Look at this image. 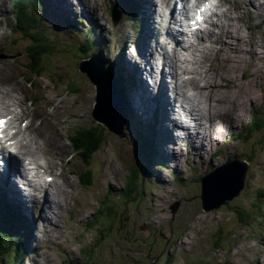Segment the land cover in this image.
I'll return each mask as SVG.
<instances>
[{"label": "rangeland", "instance_id": "374dc122", "mask_svg": "<svg viewBox=\"0 0 264 264\" xmlns=\"http://www.w3.org/2000/svg\"><path fill=\"white\" fill-rule=\"evenodd\" d=\"M86 2H88L87 5H93L92 2H95L96 7L91 14L103 16L106 21V0H88ZM11 8L13 9V2L7 0L6 9H0V19H2V21L0 20V36H4L0 44L2 50L0 65L6 67L4 72L8 78H11L12 83L21 88L19 94L16 95L22 98L23 103L16 112L25 110L32 115V118L37 116L36 126L46 129L62 141V152L61 148H49L55 161L53 170L54 173L63 172L74 180L73 188L72 186L66 187L67 190H71L72 199L61 212L62 217L56 218L57 224L47 225L46 230L41 222L44 218L41 217L37 222L39 229L30 228V240L27 239L30 249L19 264H264V196H260L259 193L260 189L264 187V129L253 132L245 130L249 136L247 147L234 141L232 136L229 137L226 147H222L217 153V155L219 154L217 163L213 164L212 159L214 158L210 159L212 166H219L227 161L229 155L234 153L244 162H248V158H250L245 189L228 204L204 210L200 195L201 176L197 177L199 189L194 173L186 175L187 180L182 179L180 182L182 184L178 185L167 164L165 169H160L154 176L161 178L160 183L163 181L164 186L168 184V187L162 189L159 187L161 191L164 190V194L161 199L157 200V208H162V211L154 212L152 215V211L150 209L148 211V215H151L149 219L151 226L147 225V229L145 225H138L139 231L142 232L138 234V237L132 239V233L129 237L127 227L132 228L134 225L133 214L127 216L128 214L120 211L119 215L117 213L114 215L116 222L123 230L122 239L118 244L113 241L111 247L103 244L104 239L103 243L100 240L98 242L100 232L105 227L104 223H113V220L106 217L105 211L101 213L100 201L102 198H107L108 191L112 200L107 199L111 204L122 200L120 199L122 195L113 193L110 190V185L114 184L117 187L116 176L125 170L115 159L116 153L113 156L106 152L105 157L101 154L99 156L100 161L103 156V161L107 162L104 175H101L100 172L96 174L97 169L100 168V171L102 169L99 165L101 162L97 161V155L90 158L91 155L87 147L82 146L81 148L75 144V140L80 135L78 132L90 128L94 121L91 114L92 109L86 114L94 96L91 82L83 78L85 81L80 85L87 94L84 100V94L81 91V93H75L68 87L69 79L72 80L70 77L79 73V63L85 57H78V53L73 50V47H70L66 39H62L64 42L57 40L56 43L62 47L54 45L50 50L53 60L51 56H46L42 65L49 68L53 63V70L57 71V74L60 72L62 76L46 74V72L42 76H37L35 72H32L35 84L28 85L24 79L25 75L29 76V72L24 66L26 60L16 58V54L20 50L17 47H21V45L18 42L10 43L11 36L15 37L16 34L10 32L7 23H4L5 32L2 34L3 17L1 16L7 14L9 25L12 20ZM77 17L76 13L74 22L79 21ZM239 25L241 26V24ZM86 26L87 24L83 25L84 28ZM242 27L244 28L245 24H242ZM93 28L96 30L94 25ZM215 31L218 32V30ZM244 31L247 33L245 28ZM123 37L118 40L116 45L110 44V48L120 51L121 46H124L123 40L127 38L123 39ZM111 40L114 41L113 39L107 41L111 42ZM29 46L30 41L27 47ZM251 47V42L246 41L243 47H238L234 51L230 50L231 47L223 50L232 56V60L229 61L231 67L227 69H231L233 79L236 81V88L224 86L222 95H224L225 102L238 95L244 97L243 101H245V103L240 102L235 105L238 110L232 109L239 117L227 124L226 131L229 127L236 129L239 123L243 126L248 124L254 110L264 114V52L261 54L255 52L254 59L256 61L251 62L252 54L247 52ZM63 50H69L71 53L65 52L64 54ZM68 54H71L75 63L74 68L76 67L77 71L72 67L71 57ZM18 55H21V52ZM244 68L249 73L246 78L242 76ZM230 79L232 78L230 77ZM7 87L10 88L8 85ZM240 89L243 94H240ZM2 90L5 92L4 89ZM127 95V98L131 96L129 92ZM3 97L4 94L0 92V100ZM136 108L137 106L132 108L134 114L137 113ZM7 113L9 112L0 104V114ZM145 113L146 111H144ZM145 115L147 118L149 117L147 113ZM26 122H29V118L23 122V127ZM243 126L240 127L239 132L243 131ZM30 134L31 130L29 129L25 136L29 139ZM118 151L124 155L129 153L130 148L124 146L123 149L118 148ZM208 156H210V152L201 151L198 159L204 161ZM169 165L173 168V165ZM134 175L138 180H132L131 185L135 191H153L154 184L149 180L150 178L144 180L138 171H135ZM61 179L63 181V177ZM158 194L156 193V195ZM154 197L156 199L155 195ZM151 202V196L146 194L145 205H149ZM175 203H179V205L176 212L173 213L172 206ZM47 205L50 206L49 203ZM238 208H242L250 214L247 224H241L238 221L236 215ZM141 211L138 213H142L144 222H147L146 210L143 208ZM256 217L260 218L259 221ZM252 218L254 219L252 220ZM32 225L36 226V223ZM89 226L90 230H88L89 228L86 231L83 230ZM38 230L43 233H39ZM45 236L48 237L47 240L44 239ZM114 237L116 236L114 235ZM10 262L6 261L7 264Z\"/></svg>", "mask_w": 264, "mask_h": 264}, {"label": "bare ground", "instance_id": "6f19581e", "mask_svg": "<svg viewBox=\"0 0 264 264\" xmlns=\"http://www.w3.org/2000/svg\"><path fill=\"white\" fill-rule=\"evenodd\" d=\"M132 1H135L137 5L136 19L138 20L136 22L138 25L124 30L123 39L127 38L123 43L127 46L125 56L135 83L130 82L133 86L128 91L131 96L125 101L130 103L131 108L137 106L136 114L139 115V118L157 121L160 125L163 136L162 151L167 155L171 165H182L188 158L198 161L201 151L210 152V158H214V153L219 147L218 144L226 136L227 124L239 117L234 112L238 110L235 105L240 102L245 103L244 97L242 98L240 95L231 97L228 102H225L224 95H222L224 86L236 88V81L233 79L231 69H227L231 67L229 61L232 60V56L223 50L231 47L230 50L234 51L238 47H243L246 41H250L252 47L247 52L252 54L251 62L256 61L254 59L255 52L260 54L264 52V0H220L217 7L219 9L216 12L217 21L212 20V27L219 31L215 33L211 27L205 25L206 29L197 33L198 43L193 42L190 45L185 44V46L181 41L183 32L180 30L181 24L179 23L182 19L177 15L176 3L172 6L171 0ZM180 1L181 16H186L189 7L192 8L203 0ZM46 3L52 7L49 10L50 14H59L61 11L67 12L70 16L74 14L73 11L79 14L84 13L90 18L91 23H94L99 33L105 35L106 41L113 38L111 31H108L105 22H103L102 16L91 14L96 7L95 2H92L94 6L87 5L86 0H46ZM4 6V2L0 3V9ZM239 23L247 24L246 27L252 28L253 31L244 34ZM163 24H167L169 32L167 39L171 42H174L172 30L176 26L179 27L178 38H175L176 47L172 50L168 47L170 42L164 44L158 41V34L162 36L158 26ZM253 26L257 28L254 30ZM1 28L3 34L5 32L3 23ZM122 29L123 27L117 32V38L120 37ZM3 38V35L0 36V44ZM163 38L165 39V37ZM180 49H183V54ZM162 50L163 53H161ZM1 51L0 48V53ZM157 51L160 52V55ZM106 54L108 56V53ZM156 56L158 63L162 60V66L159 63L162 70L159 72V80L155 82L149 78V75ZM262 63L261 65H263ZM155 66V70L151 72L156 73L157 76L156 69H160L158 64ZM5 68L0 65V92L4 94L0 104L9 113L2 115L0 119L7 118V123L16 131L12 136L14 150L2 152L10 160H8L9 165L3 174L4 178L0 177V189L9 192L12 199L21 206V210L31 221L30 223H36V226H33L35 229H39L37 222L42 217L44 220L41 222L47 230V225L53 226L56 223V218L62 216L61 212L71 201V190H67L66 187L72 186L73 188L74 180L63 172H57L56 177L50 181H41L40 178H37V181H41L40 189L34 190L33 195L26 194L17 184L19 178L25 179L22 178L21 171L28 165V161L31 162V165L42 168L46 173H53L55 161L49 148H61L62 152L63 143L46 129L36 126L37 116L32 118V115L25 110L16 112L23 103L22 98L16 95L19 94L21 88L12 83L10 77H7L4 72ZM247 71L245 68L242 69L244 78L249 75ZM168 77L175 79L174 88L179 91L181 97L180 103L183 110L179 113L177 120L174 119V116H177L175 114L177 99L174 98V90L167 88L169 87L168 83L170 85ZM185 77H187L185 80L178 83ZM136 85H138L137 88ZM187 86L189 87L188 91L185 90ZM2 89L5 92H2ZM190 91L195 92L189 94ZM240 94H243L242 89H240ZM247 94L249 95V93ZM144 111L149 115L148 118ZM28 118V127L24 129L21 123ZM183 125L190 126V128H185ZM29 129L31 134L28 139L25 135ZM187 142L190 147H187ZM136 146H139L138 142ZM215 146L217 148H214ZM40 160H43V163ZM10 161L14 162V165H11ZM166 162L169 164L168 161ZM12 166L17 169L15 170ZM31 167L34 168V166ZM116 168L120 170V168ZM62 177L63 181L59 182ZM167 185L164 186L161 181L159 187L162 189ZM38 192L41 194L37 196ZM48 203L51 208L47 205ZM38 231L43 233L41 230ZM44 239L47 240L48 237L45 236Z\"/></svg>", "mask_w": 264, "mask_h": 264}, {"label": "water", "instance_id": "95a60500", "mask_svg": "<svg viewBox=\"0 0 264 264\" xmlns=\"http://www.w3.org/2000/svg\"><path fill=\"white\" fill-rule=\"evenodd\" d=\"M20 52L21 55H18ZM16 58L26 60L24 66L28 70L29 76L25 75L24 79L28 84L33 86L35 82L31 75L32 71H45L38 64L39 57L30 49L22 48L16 54ZM51 67L52 69L46 72V74L51 73V75L62 76L60 72L57 74V71L53 70V64ZM80 70L87 75L96 88L90 109L86 111V114L92 109L91 114L95 120L103 123L113 134H122L123 124L121 121L123 120V116L116 101L117 89L114 82L103 78L101 73L89 68L86 64H81ZM37 76L39 75L37 74ZM70 78L72 80L69 79L68 87L75 93L81 91L84 94V100L87 94L84 88L80 87V81L74 77ZM247 169L248 166L245 163L231 160L225 166L203 177L202 200L204 208H218L227 201H231L237 197L244 188Z\"/></svg>", "mask_w": 264, "mask_h": 264}, {"label": "trees", "instance_id": "16d2710c", "mask_svg": "<svg viewBox=\"0 0 264 264\" xmlns=\"http://www.w3.org/2000/svg\"><path fill=\"white\" fill-rule=\"evenodd\" d=\"M32 28H35V25L33 23L32 25ZM31 28V29H32ZM71 31H75V29H72ZM59 35H61V32H57ZM57 35V36H59ZM88 35V34H87ZM34 38H32V40L37 44V46H40V52H47L49 50V46H47V44H45L44 42H42V39L40 38V35H38L37 33L32 35ZM86 41L84 44L87 46V49H91L93 50V48H95V42H93L94 40H84ZM97 47V46H96ZM39 72V71H37ZM107 75L109 77H113L115 75V78H116V84L117 86H121L122 84V75H121V72L120 71H117V69H115V66L113 67H110L107 69ZM121 83V84H120ZM120 84V85H119ZM129 91V90H128ZM264 129V123L262 124L260 121H253L252 122V125L250 126H247L246 127V130L248 132H253V131H256V130H261V129ZM92 131H85L83 133H80L81 134V137L79 135V138H77L75 140V144L78 145L79 147L82 148L83 147H87V149H89V153L91 155L90 158H92L93 154L98 152L99 149L101 148V145L104 141V137H102V131L99 130V128H95V127H92L91 129ZM138 134L140 137H143V133H141L140 131H138ZM150 139H152L150 136H148ZM249 139V136H244L242 138L243 142L242 144L244 145V147H247V141ZM241 140V139H239ZM149 140L146 141L147 144H149ZM144 148V147H143ZM142 152V151H141ZM150 153L151 151L149 150L146 155L147 157L149 158L150 157ZM84 155V153H83ZM146 155H145V158H146ZM144 157V155H143ZM147 161V159H145ZM248 162L250 163V158H248ZM153 164V161L151 163V166ZM154 165V164H153ZM147 169V167H146ZM148 171V169H147ZM130 182H128V185H127V189L123 192V196L125 197L128 193L129 190H131V179H129ZM261 195L264 196V189L261 190ZM238 210L236 212V215H237V219L239 222L244 223V224H247L248 223V220L250 218V214L248 213V211L242 209V208H238L236 209ZM107 214V213H106ZM253 216V215H252ZM254 218H252L253 220ZM19 223L17 217L12 214V213H6L4 218L2 217V221H1V230L4 231L2 232V234L4 236H6L7 238H10V237H17L21 235V237L24 235V233L22 232H19L17 230H13L14 228L16 229V225ZM104 228L103 229V233H102V236H104V238L109 234L111 233L113 230H112V226L111 224H107L104 223ZM18 229V228H17ZM1 233V231H0ZM15 233V234H14ZM23 238H19V239H13V244L16 245L15 249L17 250L16 253H17V258L16 260H14V264H18V262H20V260L23 258V247H24V242H23ZM221 244V242H220Z\"/></svg>", "mask_w": 264, "mask_h": 264}, {"label": "snow or ice", "instance_id": "6c2138e0", "mask_svg": "<svg viewBox=\"0 0 264 264\" xmlns=\"http://www.w3.org/2000/svg\"><path fill=\"white\" fill-rule=\"evenodd\" d=\"M199 11H202V9L201 10H199ZM199 11H198V13H197V19H200V16H199ZM5 123V121L4 120H0V125H3Z\"/></svg>", "mask_w": 264, "mask_h": 264}, {"label": "flooded vegetation", "instance_id": "af4514ba", "mask_svg": "<svg viewBox=\"0 0 264 264\" xmlns=\"http://www.w3.org/2000/svg\"><path fill=\"white\" fill-rule=\"evenodd\" d=\"M149 223V222H148Z\"/></svg>", "mask_w": 264, "mask_h": 264}]
</instances>
